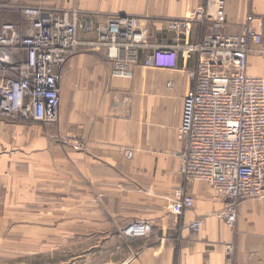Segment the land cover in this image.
I'll use <instances>...</instances> for the list:
<instances>
[{
	"label": "crops",
	"instance_id": "crops-1",
	"mask_svg": "<svg viewBox=\"0 0 264 264\" xmlns=\"http://www.w3.org/2000/svg\"><path fill=\"white\" fill-rule=\"evenodd\" d=\"M225 2V32H240L253 16L263 41L253 45L247 70L264 78V0ZM60 4L85 11L87 26L79 32L78 52L63 67L58 121L0 115V208L26 210V238L43 241L32 254L47 252L49 241L77 240L89 241L99 264H264V202L242 201L230 226L218 216L223 200L213 187L202 180L185 183L179 172L178 127L192 84L186 71L199 62L186 45L200 40L209 23L194 21L186 33L166 23L191 18L200 7L213 14L214 1ZM119 15L141 17L152 42L176 45L178 68L145 66L143 52L130 74H114L104 49L91 42L99 37L97 27ZM182 185L194 201L190 207L175 193ZM136 219L149 220L152 233L124 235L122 229ZM195 220L201 221L198 232Z\"/></svg>",
	"mask_w": 264,
	"mask_h": 264
},
{
	"label": "built area",
	"instance_id": "built-area-1",
	"mask_svg": "<svg viewBox=\"0 0 264 264\" xmlns=\"http://www.w3.org/2000/svg\"><path fill=\"white\" fill-rule=\"evenodd\" d=\"M61 1L0 0L1 7L21 18L0 26V115L44 124L58 121L63 67L78 52L79 32L87 26L81 9ZM213 1V14L200 7L193 17L170 19L166 26L186 33L194 21L209 23L200 40L186 45L199 62L186 71L192 84L178 127L183 143L179 172L185 183L202 180L213 187L223 200L218 216L233 226L242 201L264 202V78L247 70L249 53L263 37L251 24L252 15L240 32H225L226 2ZM97 31L99 38L91 45L104 49L116 75L130 74L143 52L145 66L178 68L177 46L152 42L150 26L139 16H116ZM132 154L127 151L128 157ZM175 193L185 206L193 205L183 185ZM200 227V220L192 223L194 231ZM152 231L146 219L122 229L128 237Z\"/></svg>",
	"mask_w": 264,
	"mask_h": 264
},
{
	"label": "rangeland",
	"instance_id": "rangeland-1",
	"mask_svg": "<svg viewBox=\"0 0 264 264\" xmlns=\"http://www.w3.org/2000/svg\"><path fill=\"white\" fill-rule=\"evenodd\" d=\"M80 11L85 15V11ZM6 21L21 22L20 13L9 7L0 6V26ZM1 212L3 215L0 216V264H99L101 262L99 255H90L89 241L81 243L77 240H61L49 241V244L48 241H44L48 244L49 250L43 254H32L37 252L43 241L26 238L28 227L25 222L26 210L11 209L10 206L2 204ZM36 242L39 243L38 246L33 245ZM58 245L59 248H56Z\"/></svg>",
	"mask_w": 264,
	"mask_h": 264
}]
</instances>
